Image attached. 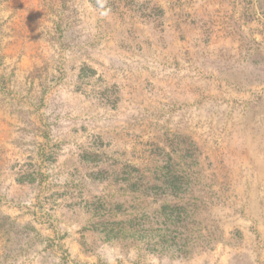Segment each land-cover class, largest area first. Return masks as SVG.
<instances>
[{"label":"rangeland","instance_id":"1","mask_svg":"<svg viewBox=\"0 0 264 264\" xmlns=\"http://www.w3.org/2000/svg\"><path fill=\"white\" fill-rule=\"evenodd\" d=\"M0 264H264V0H0Z\"/></svg>","mask_w":264,"mask_h":264}]
</instances>
